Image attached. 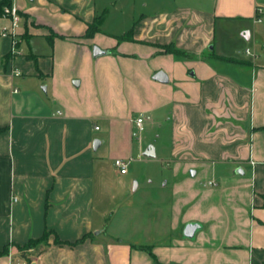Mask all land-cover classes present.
Returning a JSON list of instances; mask_svg holds the SVG:
<instances>
[{
	"label": "crops",
	"instance_id": "1",
	"mask_svg": "<svg viewBox=\"0 0 264 264\" xmlns=\"http://www.w3.org/2000/svg\"><path fill=\"white\" fill-rule=\"evenodd\" d=\"M245 1L134 0L133 39L119 41L105 20L86 37L107 11L98 0H14L20 54L0 17V264H154L137 246L158 264H264V0ZM228 19L241 22L218 26ZM168 44L183 54L164 53ZM140 116L146 134H169L173 182L170 212L154 225L128 213L114 221L145 238L136 244L108 237L96 205L115 160L151 147L156 156L138 136ZM189 223L201 225L193 240ZM46 229L90 237L14 246Z\"/></svg>",
	"mask_w": 264,
	"mask_h": 264
},
{
	"label": "rangeland",
	"instance_id": "2",
	"mask_svg": "<svg viewBox=\"0 0 264 264\" xmlns=\"http://www.w3.org/2000/svg\"><path fill=\"white\" fill-rule=\"evenodd\" d=\"M98 1L102 9L107 10L106 13L104 12V30L108 33L122 35V33H126L131 29L134 23L133 16L136 15L132 13V8H135L134 0ZM239 1H243L244 4H247L245 0H233L235 3H239ZM207 4L212 7L215 4V0H207ZM232 6L231 0H224L223 7L231 9ZM141 7L142 6L137 2L138 12L136 19H138L140 15L139 10ZM239 22L241 21H232V19H228V23H219L218 26L224 27V29H228L227 27H229L230 29L231 26H238L240 24ZM230 47L235 49V53H242L244 49V47L238 45V43L235 45L231 44ZM238 55L241 57L243 56V54ZM165 130L162 133L153 131L149 134L142 132L138 135L144 139L145 147L154 144L156 148L155 157L149 158L134 151L131 158L126 161L128 162L127 174L119 173L117 169H115L116 167L108 170L107 179H109V185L105 188L103 200L96 205L97 211L100 213H102V211L104 212L105 229H109L108 234H105L110 235L108 237L117 239L113 235H115L114 233H119L121 240L136 244L143 243L145 238L136 237L135 240L137 239L141 242L134 241L132 236H130L129 229L123 230L124 228H119L116 224L113 226L116 218L120 214L123 215L128 213L127 215H134L133 218L136 219L138 225H144L146 223L154 225L156 219L159 220V217L170 212L173 176L171 165L169 166L171 159V147L169 145L170 137ZM158 135H160V137H158ZM186 239L189 240L188 238ZM50 240H54V238L50 237ZM151 243H156V241H152ZM36 252L37 250H34L31 254H28L32 255L30 259L35 257Z\"/></svg>",
	"mask_w": 264,
	"mask_h": 264
},
{
	"label": "trees",
	"instance_id": "3",
	"mask_svg": "<svg viewBox=\"0 0 264 264\" xmlns=\"http://www.w3.org/2000/svg\"><path fill=\"white\" fill-rule=\"evenodd\" d=\"M8 3L9 2L7 0H0V17L3 14V7L5 5H7ZM105 13L102 14L101 16L97 17L93 24L89 25L88 30L86 32V37L91 38L95 35V33H97L100 30V27L102 26V24L104 23V20H105ZM132 35H133V27L129 31H127L126 33L119 36L118 40L119 41L132 40L133 39ZM160 47L163 48L164 53H171V54H177V55L183 54V52L181 50L177 49L173 44H168V45H164V46H160ZM228 61L236 62L237 60L228 59ZM0 133H1V131H0ZM50 237L54 238L53 241H54V244H56V245L77 246V245L81 244L82 242H84L88 237H90V234L84 235L81 239L77 240L76 242H68V241L60 240V238L58 237V235L55 232H53L52 230L46 229L44 234L42 235V237L37 238V239L31 238L24 245L15 244L14 246L17 248L18 251H20L22 253H26L28 250L37 249L38 247H40L42 245H44L45 247H48ZM136 249L147 252L152 257L153 263L158 264L157 257L153 253L151 246H137ZM8 251H9V247H5L4 250L1 252V254L5 255L8 253Z\"/></svg>",
	"mask_w": 264,
	"mask_h": 264
},
{
	"label": "built area",
	"instance_id": "4",
	"mask_svg": "<svg viewBox=\"0 0 264 264\" xmlns=\"http://www.w3.org/2000/svg\"><path fill=\"white\" fill-rule=\"evenodd\" d=\"M9 3L3 7V14L2 16L4 18H7L10 20L11 25L9 27L4 28L2 35L3 36H8L12 38V49H11V54L13 56L20 54L21 51L17 47V29L19 26V23L21 21V15L19 12L18 7L14 3V0H7ZM263 13V10L261 8H258V14L256 15L255 21L260 22L261 21V15ZM249 50H246V54H249ZM16 74H20L19 71L15 72ZM135 126L138 130L139 133H142L145 129L144 126V118L142 116L136 118L134 120ZM96 129H98L96 127ZM115 167L119 170L121 174H126L127 173V167H128V162L117 159L114 162ZM209 185H214L213 182H209Z\"/></svg>",
	"mask_w": 264,
	"mask_h": 264
},
{
	"label": "water",
	"instance_id": "5",
	"mask_svg": "<svg viewBox=\"0 0 264 264\" xmlns=\"http://www.w3.org/2000/svg\"><path fill=\"white\" fill-rule=\"evenodd\" d=\"M93 53H94V56H100V55H104L106 54L107 52L106 51H102L99 47H94L93 49ZM154 79L160 81V82H163V83H167L168 82V76L166 73L160 71L158 72L155 76H154ZM98 143V142H95V144ZM151 152H146L145 153V156H148V157H153L155 156L154 154V148L151 147L150 148ZM201 229V225L198 224V223H189L185 226L184 228V231H183V235L185 238H188V239H193L196 235V233Z\"/></svg>",
	"mask_w": 264,
	"mask_h": 264
}]
</instances>
